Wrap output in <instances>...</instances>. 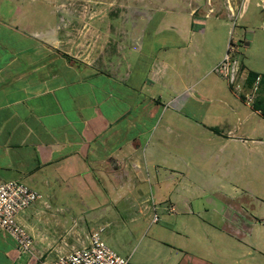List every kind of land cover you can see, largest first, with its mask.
Wrapping results in <instances>:
<instances>
[{
    "label": "rangeland",
    "instance_id": "374dc122",
    "mask_svg": "<svg viewBox=\"0 0 264 264\" xmlns=\"http://www.w3.org/2000/svg\"><path fill=\"white\" fill-rule=\"evenodd\" d=\"M130 37L139 48L133 75L141 83L156 71L147 95L140 91L139 97L154 101L137 109L134 132L141 149L171 152L165 166H181L186 177L181 183L174 179L170 187L158 186L155 176L166 169L150 164L132 173L121 194L95 181L73 186L69 177L47 195L44 188L21 180L42 199L19 221L48 202L50 210L38 225L53 233L60 246L73 244L71 252L99 232L130 264H264V194L256 191L264 185L240 188L233 195L225 186L215 193L217 152L207 133L237 120L226 105L235 98L231 86L258 97L263 93L264 81L253 86L247 78L251 71L264 75V0H0V65L38 50L60 56L69 52L98 65L100 54L114 60V52ZM227 55L233 83L215 71ZM16 61V66L25 65ZM218 86L228 91L225 102ZM245 91L237 92L244 97ZM198 124L206 127L203 134ZM218 158L219 165L225 164V156ZM259 172L264 183V171L255 168L251 180L257 181ZM71 228L81 234L72 235Z\"/></svg>",
    "mask_w": 264,
    "mask_h": 264
},
{
    "label": "crops",
    "instance_id": "0c3cea01",
    "mask_svg": "<svg viewBox=\"0 0 264 264\" xmlns=\"http://www.w3.org/2000/svg\"><path fill=\"white\" fill-rule=\"evenodd\" d=\"M125 42L127 45H120L118 52H114V60L106 52L100 54L98 65L69 52L64 54L74 58L73 62L57 51L42 50L19 54L0 65V184L28 180L31 186L44 188L50 195L61 185L58 181L70 177L73 186L80 182L87 186L88 181H95L121 194V189L132 181V173H139L150 164L156 170L161 166L166 169L163 175L158 172L155 176L158 186L170 187L174 179L183 181L184 168L165 166L171 152L165 148L141 149L133 128L139 119L136 116L140 115H134L140 106L148 108L154 101L152 96L143 100L139 97L140 91L142 96L147 95L148 82H153L156 71L152 69L150 77L147 75L140 83L133 75V67L139 62L137 41L130 37ZM18 59L25 61V65L16 66ZM231 75L235 77L234 69ZM243 75H247L246 70ZM106 80L113 81L115 86ZM216 88L219 99L227 100L228 91L221 86ZM230 88L235 98L226 105L234 118L238 116L237 120L231 119L217 131L207 133L213 135L208 140L217 152V164L213 166L217 173L215 193H222L227 186L233 195L240 188L264 185L260 172L257 181L253 182L250 176L251 168L264 171V90L249 104V92L241 86ZM237 91H245L244 97ZM12 94L15 98L9 100ZM144 116L147 118L143 112ZM202 126L201 134L206 128ZM218 156H225V164L219 165ZM252 156L258 159L252 161ZM182 173V178L176 177ZM256 191L264 194V190ZM49 210L45 202L20 223L33 236L35 253L55 259L71 253L68 246L73 244L60 246L53 233H45L39 227L38 220ZM72 233L81 234L74 228ZM70 237L73 241L74 237ZM0 256V264H36L29 255L18 258L15 240L3 231Z\"/></svg>",
    "mask_w": 264,
    "mask_h": 264
},
{
    "label": "built area",
    "instance_id": "2783aa9c",
    "mask_svg": "<svg viewBox=\"0 0 264 264\" xmlns=\"http://www.w3.org/2000/svg\"><path fill=\"white\" fill-rule=\"evenodd\" d=\"M215 71L230 78L231 83L235 81V77L231 75L230 56L227 55ZM259 80H261L260 77L257 78V82ZM255 95L256 93L246 95L249 104L255 102ZM41 199L42 195L38 191L18 180L0 184V231L7 233L15 240L18 258L29 255L36 264H130L129 259L121 257L107 246L99 232L91 234L88 245L71 253L55 259L38 256L34 251V238L20 223L18 216ZM153 221H159L157 215Z\"/></svg>",
    "mask_w": 264,
    "mask_h": 264
},
{
    "label": "trees",
    "instance_id": "16d2710c",
    "mask_svg": "<svg viewBox=\"0 0 264 264\" xmlns=\"http://www.w3.org/2000/svg\"><path fill=\"white\" fill-rule=\"evenodd\" d=\"M65 58H67L70 62H73L74 61V58H72L70 55L68 54H63ZM260 77V75L258 73H255L253 71L249 72L248 74V84H254L257 80V78ZM261 78V81L263 82L264 81V75Z\"/></svg>",
    "mask_w": 264,
    "mask_h": 264
}]
</instances>
